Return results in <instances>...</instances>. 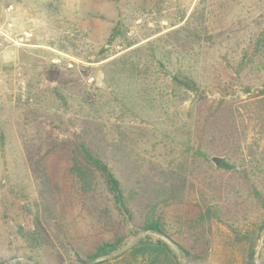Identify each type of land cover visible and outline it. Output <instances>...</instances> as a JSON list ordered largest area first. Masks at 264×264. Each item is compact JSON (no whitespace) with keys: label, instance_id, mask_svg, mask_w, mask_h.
Here are the masks:
<instances>
[{"label":"rangeland","instance_id":"obj_1","mask_svg":"<svg viewBox=\"0 0 264 264\" xmlns=\"http://www.w3.org/2000/svg\"><path fill=\"white\" fill-rule=\"evenodd\" d=\"M194 12L200 42L145 48ZM116 25L134 42L127 50L124 41L109 45ZM24 33L31 37L19 42ZM248 45L264 51V0H0V264H83L116 238L119 254L144 238L190 247L208 180L219 188L220 204L238 216L232 225L245 232L259 224L264 209L242 171L253 180L264 176V139L242 106L264 81V55L242 84L222 71ZM178 74L203 86L216 78L232 95L242 143L240 152L230 146L229 156H236L238 173L218 171L209 160L223 154L209 153L205 163L185 145L194 96L174 87ZM81 143L120 181L130 218L100 178L91 192L80 189L70 168ZM177 178L184 181L181 195L165 203L163 186ZM147 218L163 225L165 237L141 231ZM212 240L210 256L198 264H241L245 247L232 245L226 227L215 224ZM262 248L259 240L255 264ZM115 258L110 264H146Z\"/></svg>","mask_w":264,"mask_h":264},{"label":"trees","instance_id":"obj_2","mask_svg":"<svg viewBox=\"0 0 264 264\" xmlns=\"http://www.w3.org/2000/svg\"><path fill=\"white\" fill-rule=\"evenodd\" d=\"M195 12L189 18L185 25L178 27L168 34L161 37L158 41H152L145 45L153 51V45L159 42L170 41L174 46L183 44L185 39H191L192 43L201 41V32H197L195 26ZM205 35V34H204ZM210 37V36H209ZM124 41L121 45L122 50H127L134 45V42H126L125 34L116 25L109 37V45L115 42ZM143 47L136 51L142 50ZM261 47L256 45H248L242 50L240 60L236 64H228L222 71L230 77L235 75V80L245 77L247 72H251L250 65H253L255 58L264 55ZM125 55L120 57L123 60ZM118 61L110 63L114 66ZM161 68L164 66L159 64ZM230 79V78H229ZM213 82L208 85L201 84L193 77L178 74L175 75L171 82L176 89L193 94V115L192 129L188 134V141L185 144L192 151V155L197 161L207 163V154L217 153L223 154L224 160L217 167L218 171L238 173L239 166L236 163L237 158L229 156V147L237 152L241 151L242 138L235 139L236 128L238 127L239 114L236 108L227 101L232 95L216 82V78H212ZM231 80V79H230ZM248 87V86H247ZM209 88V89H208ZM209 94L217 95L214 100H210ZM246 94H249V88H246ZM245 108L246 119L258 123L261 137L264 139V81L257 90V94L242 106ZM258 125H256L258 127ZM256 166V164H255ZM254 167V165H253ZM71 175L77 180L80 189L85 192H91L93 189V181L96 177L100 178L105 185L108 194L117 210L127 218H130L131 212L127 207L126 199L120 185V181L104 163L97 154H94L85 144L81 143L75 148L72 158V166L70 168ZM262 174V173H260ZM209 178L212 177L211 172L208 173ZM254 180L244 170L242 177L249 185V193L260 208L264 209V176L252 175ZM258 183L261 189L258 188ZM213 180H208L206 184L207 191L201 192L199 195V213L194 220L191 221V230L195 236L190 247H182L174 244L176 250L172 249L170 244L157 240L151 241L149 238L139 239L136 244L130 247L127 254H119L121 248V239L116 238L112 243H106L97 247L93 253L86 256L83 264H110V259L116 254V258L121 261L131 259L133 261L143 260L146 264H198L207 260L210 256L213 246L212 230L215 224L226 227L230 234L232 245H243L241 264H255L257 242L262 240L263 248L257 258L260 264H264V218L258 223L251 225L252 229L245 232L240 231L231 222L235 223L238 217L236 214L229 212V208H224L221 201L219 188L214 186ZM184 181L177 178L170 184L163 186L164 202L170 203L177 200L181 195V187ZM166 187V188H164ZM142 232H150L165 237V231L159 221L147 218L141 227ZM172 244V243H171ZM173 245V244H172ZM233 255V254H232ZM115 258V259H116ZM231 258V254L228 259ZM233 258V256H232Z\"/></svg>","mask_w":264,"mask_h":264},{"label":"water","instance_id":"obj_3","mask_svg":"<svg viewBox=\"0 0 264 264\" xmlns=\"http://www.w3.org/2000/svg\"><path fill=\"white\" fill-rule=\"evenodd\" d=\"M209 160L214 164L215 167H218L223 159L218 156H211L209 157Z\"/></svg>","mask_w":264,"mask_h":264},{"label":"built area","instance_id":"obj_4","mask_svg":"<svg viewBox=\"0 0 264 264\" xmlns=\"http://www.w3.org/2000/svg\"><path fill=\"white\" fill-rule=\"evenodd\" d=\"M20 37H22V38H19V42L22 41L23 39H28L29 37H31V34L30 33H24Z\"/></svg>","mask_w":264,"mask_h":264}]
</instances>
